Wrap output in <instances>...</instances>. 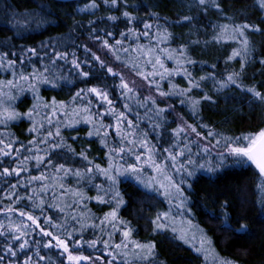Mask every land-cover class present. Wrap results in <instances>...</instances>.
Returning a JSON list of instances; mask_svg holds the SVG:
<instances>
[{
	"label": "snow or ice",
	"instance_id": "1",
	"mask_svg": "<svg viewBox=\"0 0 264 264\" xmlns=\"http://www.w3.org/2000/svg\"><path fill=\"white\" fill-rule=\"evenodd\" d=\"M101 3L110 5L117 11L121 5L125 9L132 6L128 0H101ZM195 6L203 12H207L210 6L224 19L233 21L213 25L215 34L212 40L238 42L239 47L232 50L226 63L240 57L242 63L239 71L225 70L226 74L222 73V78H218L216 65L213 64L212 72L197 79L189 71L197 61L187 55L186 45L182 44L178 49L163 47L172 38L167 25L184 22L192 24L194 17L187 15L176 21H168L152 13L157 23H143L141 31L127 26L132 25L138 17L133 12L124 10L121 15L126 18L127 25L119 33L107 30L101 32L96 24L103 17H98L97 21L89 20L87 27L79 21L74 22V28L83 29L90 41L98 45L97 51L103 49L105 55L110 52L115 61H119L126 68L134 69L141 78L143 87L135 81L125 79L123 72L109 66L85 43L65 46L59 42H41L37 47L24 45L16 51H13L16 46L11 40L0 43V48L8 49L0 51V73H9L12 77L0 80V127H7L13 121L27 120L30 124L27 133L32 136L27 142L19 141L11 134H6L7 139H0V178H14L12 183L5 179L4 186L0 187V213L5 217L0 220V238H3L0 264H52L46 255H41L44 249L58 250V256L66 260L67 264H105L102 254L85 255L86 250L107 252L110 258L106 264H116L117 260L124 258L138 260L139 264H154L155 241L142 243L134 240L130 222L119 217L120 208L127 203L120 191L122 181L132 182L149 195L166 200L168 210L158 211L154 218H149L153 231L164 233L170 228L173 234L179 232L178 238L186 243L189 240L185 232L173 226L176 217L172 213L175 211L180 216L191 213V208L188 207L190 197L185 190L192 188L190 181L196 172L201 169L215 172L223 168L229 160L237 165L254 166L261 180L257 187L264 192V129L257 133L226 136L200 122L201 102L215 103L213 96L206 91L199 99L192 95L194 89L204 91L203 82L212 80L217 93L237 87L251 97L250 105L257 102L264 104V92L260 88L255 84L245 86L241 83L245 63L253 61V49L247 32L264 33V27L261 26L264 25V19L260 24L247 21L235 23V17L243 15L242 10L234 6H229L226 10L224 0H195ZM251 7L264 11V0H255ZM99 9L97 0H89L77 11L88 10L90 15H95ZM227 11H232L234 15L229 16ZM17 15H23L29 20V24L35 23L39 27L56 24V21H50L48 17L57 13L48 5H43L39 13L30 11ZM107 19L116 21L119 17L109 16ZM160 20L164 23H159ZM24 30L17 28L19 32ZM117 35L119 39L116 38ZM142 38H146L148 43L140 44ZM189 43L199 44L200 41L189 40ZM130 50L136 54L132 58H128ZM121 54L128 59L122 60ZM45 60L47 63L43 62ZM167 60L174 61L175 66L168 68L165 63ZM260 62L264 64V59ZM36 64H40V68ZM59 65H70L76 78L85 85L89 84L90 79L99 81L97 84L78 88L70 101V111L69 105L62 101L57 102L55 97L51 102H46L40 96L41 86L47 85L55 89L68 81L67 77L51 70ZM26 67H31L32 71L25 72ZM97 68L103 70V75L95 74ZM177 76L186 78V88L173 83ZM109 80L112 83H108ZM116 80L119 81L118 84L115 83ZM164 82L169 84L167 90L163 88ZM260 87L264 88V84ZM110 90L118 92L117 99L121 100L122 110L116 108L115 101L110 98ZM145 90L152 94L142 96ZM26 91L31 92L35 102L22 113L15 105L19 94ZM157 96L176 98L178 104L188 108L189 115L201 123L207 136L178 113L176 105L160 107L156 102ZM134 107L137 111H133ZM140 108L144 109V118L149 120L151 126L148 128L140 126ZM60 113H63L64 119H61ZM148 113H151L150 118ZM106 119L112 122L106 123ZM170 123H175L176 127L168 128ZM81 124L89 126L84 138L98 139L104 152L103 157L90 158L89 148L76 152L67 144L62 130L78 132ZM165 134L167 139L161 143ZM213 153L217 157L215 166L206 159ZM100 158L107 161L106 167L96 163V159ZM76 161L81 163V167L75 166ZM33 170L38 174L33 175ZM69 177L75 181L76 187L63 183ZM99 177L102 180L96 183ZM88 185L95 189V196L85 195L83 187ZM69 198L70 204L62 203ZM49 199L53 203L50 204ZM4 200L8 201L7 205ZM91 201L109 206L110 211L100 217L76 211L77 208L86 209V202ZM217 203H220L221 214L215 218L220 220L221 227L238 234L251 231L246 222L238 221V226L233 224L227 212L230 206L228 201ZM260 203L264 209V196ZM67 209H71V212ZM261 215L264 216V211ZM89 230L93 233L92 239L85 238V233ZM116 232L121 234L120 243L113 241ZM199 245H194L195 250L206 252L210 241L202 236ZM219 264L235 262L220 260Z\"/></svg>",
	"mask_w": 264,
	"mask_h": 264
},
{
	"label": "trees",
	"instance_id": "2",
	"mask_svg": "<svg viewBox=\"0 0 264 264\" xmlns=\"http://www.w3.org/2000/svg\"><path fill=\"white\" fill-rule=\"evenodd\" d=\"M88 2L89 0H0V43L11 40V43L16 46L13 51L18 50L20 46L24 45L37 47L41 42H59L65 46H70L73 43L77 45L85 43L94 53L101 56V59L105 60L109 66L116 63L119 66L125 67L119 61L114 60L112 53L109 52L105 55V50L101 49L97 51L98 45H94L90 41L83 29L74 28V22L79 21L87 27L89 20L97 21L98 17H103L104 19L99 21L96 27L101 32L107 30L113 33H119L124 31L127 25L126 18L121 15L124 10L131 11L138 17L136 21H133L132 25L127 26L135 27L141 31L143 30V23H157L152 17V13L164 17L168 21H176L181 16L187 15L194 17L192 24L184 22L183 24L169 23L167 25L168 31L172 33V38L163 47L178 49L180 45H186L187 55L192 60L197 61L195 65L189 68V71L197 79L200 76H205L212 72L211 65L213 64L216 65L218 78H222V73L226 74L225 70H240L242 63L240 57L226 63L227 58L232 54V50L239 47L238 42L233 40L214 42L212 40V36L215 34L213 25L232 23L233 21L224 19L220 13L210 6L207 12H203L195 6V0H128L129 5L132 6L125 9L121 5L119 6L120 10L117 11L116 8L102 4L101 0H97V3L100 4V9L95 12V15H90L88 10L82 12L77 11L79 8H83ZM254 4L255 0H224L226 10L229 6H234L236 9L242 10L243 15L236 16L235 23L247 21L249 23L260 24L261 20L264 19V11L256 7H251ZM43 5H48L53 12L57 13L55 16L48 17L50 21H56V24H45L38 27L35 23L29 24V20H26L23 15H17L30 11L39 13ZM135 5H139V7H135ZM227 14L229 16L234 15L232 11H227ZM109 16H117L119 19L116 21L108 20L107 17ZM159 23L163 24L164 21L160 20ZM26 25L28 26L26 27ZM261 26L264 27V25ZM18 27L25 30L19 32L17 31ZM247 35L253 49L251 53L253 61L251 63H245L241 83L245 86L255 84L264 92V88L260 87L264 84V64L260 62L261 59H264V33L249 31ZM116 38L119 39V36L117 35ZM189 40H199L200 43L190 44ZM109 42L112 43L111 40ZM139 43L146 44L148 41L146 38H142ZM7 50L6 48H0V51ZM37 51L39 52V48H37ZM135 55L130 50L128 58H132ZM128 58L121 54L122 60ZM81 59H83L82 53ZM33 62L35 63V58H33ZM43 62L47 63V60ZM165 63L168 68L175 66V62L172 60H167ZM35 66L40 68V64H36ZM128 69L136 76V79H139L136 84L143 87L141 78L136 75V71L134 69ZM51 70L67 77L68 81L61 83L60 87L55 89L47 85L41 86L40 96L46 102H51L52 98L55 97L57 102L62 101L69 105V111L72 107L70 101L78 88L99 83L95 79H90L88 85L81 83L76 78L74 71L71 70L70 65H59ZM24 71L31 72L32 68L26 67ZM95 74L101 76L103 75V70L97 68ZM11 78L9 73H0V80H8ZM108 83H112V81L109 80ZM115 83L118 84L119 81L116 80ZM173 83L182 88L187 87V80L182 76L175 77ZM168 87L169 84L164 82V90H167ZM202 87L204 91L194 89L192 95L199 99L206 91L208 95L213 96L216 102H201V123L215 128L226 136L240 135L242 133H257L261 129H264V104L257 102L250 105L249 101L251 97L246 96L242 89L232 87L230 90L224 89L222 92L217 93L212 80L203 82ZM151 94L147 90L142 92V96ZM117 96L118 92H112L110 90V98L115 101L116 108L122 110L121 100L117 99ZM162 100L166 102L162 103ZM20 101L23 102L21 103ZM34 102L31 92L26 91L19 94V99L15 106L18 111L23 113L32 107ZM156 102L162 108L167 107V104L176 105V111L183 115L189 123L195 124L197 130L204 136H207V131L201 127V123H198L197 119L191 117L188 108L180 106L176 98L169 99L157 96ZM133 111H137V109L134 107ZM139 111L141 114L140 126L142 128L150 127L149 120L144 118V109L140 108ZM59 115L61 119H64L63 113ZM148 116L150 118L151 113H148ZM169 119H172V117H169ZM105 122L111 123L112 121L106 119ZM29 127L30 124L27 120L13 121L7 127H0V139H7L8 136L6 134H11V136L17 138L19 141L27 142L32 139V136L27 133ZM167 127L174 128L176 124L170 123ZM78 128V132L70 129L62 130V135L67 144L71 145L76 152L81 151L83 148H89L88 154L90 158L103 157L104 152L98 139L95 137L84 138L86 137L89 126L81 124ZM72 137L80 138L72 139ZM152 139L155 141L154 136ZM166 139L167 135L165 134L161 143ZM165 146L167 145L165 144ZM206 159L212 166H215L217 160L215 153L206 157ZM96 163L104 167L107 166V161L103 158L96 159ZM75 166L81 167V163L76 161ZM32 174L36 175L38 173L33 170ZM5 179L7 178H0V187L4 186ZM101 180L102 177H99L95 182L99 183ZM7 182H14V178L7 179ZM63 183L66 186L76 187V183L71 177L65 179ZM190 183L192 184V188L186 189L185 191L190 197L188 207L191 208V213H185L183 216H180L173 211L172 214L176 217L177 221L173 226L178 230H183V219L189 220L192 224L190 225V230L193 236L199 229L210 241V246H206V252H197L195 247H199L200 245L195 242L194 238L187 237L189 242L186 243L184 240L178 238L179 232L173 234L170 228L164 233L154 232L149 218H154L158 211H167V201L155 195H149L132 182L122 181L120 191L124 194V199L127 203L120 208L119 217L124 221L130 222L133 228L132 238L142 243L155 241V262H159V264H208L211 260L216 261V259L232 261L235 264H264V216L261 215L264 209L261 208L260 203L264 192L257 187L261 183V180L255 167L237 165L229 160L223 168L215 172H208L206 169H201L196 172ZM83 191L86 196L96 195L95 189L90 185L84 186ZM217 201L221 203L228 201L230 206L227 212L231 216L233 224L238 226V221L246 222L251 231L246 234H238L233 231H226L224 227H221L220 220L215 218L221 214L220 203H217ZM49 203L51 204L53 201L49 199ZM62 203L70 204L71 198ZM86 203V209L77 208L76 211L85 212L96 217L103 216L104 213L110 211L109 206L98 204L96 201ZM4 204L7 205L8 201L4 200ZM67 211L71 212V209H67ZM4 218L3 214L0 213V220ZM53 219H56V217L53 216ZM194 224H197L198 229ZM167 236L173 238L170 241H165ZM85 238H94L91 230L85 233ZM121 239V234L116 232L113 236V241L120 243ZM2 241L3 238H0V246H2ZM84 254L92 256L102 254L105 264L107 262L105 258L107 260L109 259L107 252L101 253L86 250ZM41 255H46L52 264H67L66 260L58 256V250L56 249H44ZM116 264H139V261L132 258H124L117 260Z\"/></svg>",
	"mask_w": 264,
	"mask_h": 264
},
{
	"label": "rangeland",
	"instance_id": "3",
	"mask_svg": "<svg viewBox=\"0 0 264 264\" xmlns=\"http://www.w3.org/2000/svg\"><path fill=\"white\" fill-rule=\"evenodd\" d=\"M114 61V60H113ZM111 67L115 68V69H118V71H121L123 72L124 76H125V79L129 80V81H135V82H138L139 79L135 78L136 76L126 67H122V66H119L118 64L114 63ZM188 217V216H187ZM181 218V217H180ZM189 219V218H188ZM183 231L185 232L186 236L188 238H194L195 242L196 243H199V240L202 236H205L206 235L204 233H202L198 227H197V224H194L195 227H197V232H195L194 236L192 234V231L190 230V225H192L191 223H189V220H186V219H183ZM177 222V221H176ZM171 236H167V238H165V241H170L171 240ZM108 258H110L108 256ZM105 260L107 261V258H105ZM219 259H216L215 260H211V262H209L208 264H219ZM227 261V260H226ZM86 263V262H85Z\"/></svg>",
	"mask_w": 264,
	"mask_h": 264
}]
</instances>
